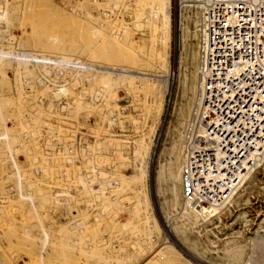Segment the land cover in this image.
I'll list each match as a JSON object with an SVG mask.
<instances>
[{
    "label": "rangeland",
    "instance_id": "rangeland-1",
    "mask_svg": "<svg viewBox=\"0 0 264 264\" xmlns=\"http://www.w3.org/2000/svg\"><path fill=\"white\" fill-rule=\"evenodd\" d=\"M136 1L150 10L154 0ZM169 1L172 39L167 63L174 76L168 79L170 91L162 98L163 88L151 74L166 64V56L162 58L154 44L152 17L139 32L130 25L125 44L114 43L120 48H113L110 41H115L126 19L138 14L136 8L141 6L134 5V0L129 1L127 14L121 0H0V10L4 11L0 27L6 31L0 35V52L36 55L32 56L36 59L1 56L13 62L0 63V179H18L16 186H3L0 181V199L5 198L0 200L2 264H30L34 260L39 264H108L115 258L120 264H264V250L257 244L264 239V156L217 218L202 223L203 233L199 226L172 231V225L181 223L186 214L179 183L176 186L163 176V180L152 179L157 167L154 172L151 167L157 157L168 162L165 151L172 130L175 126L178 130V123L192 114L197 97L195 17L189 22V34L179 37L175 21L180 0ZM72 42L81 49L84 46V55L70 54L68 49L60 53L62 43ZM61 56L81 61L85 66H66L87 71L81 73L84 77L63 75L57 79L61 68L54 66L60 64L37 60ZM17 61L36 64L23 67ZM181 73L187 80L179 94L176 79ZM162 99L163 122L156 130ZM148 138L154 147L144 153ZM181 140L176 135L171 141L173 152L182 148ZM62 144L69 151L62 153ZM148 153L152 162L148 182L141 179L137 185L143 187V195L147 193L152 217L161 230L159 235L153 234L157 243L143 239L129 203L135 195L132 178L147 172V168L142 172L135 165ZM115 194L118 205L110 198ZM163 239L179 255L154 256ZM82 241H86L84 245ZM75 243H79L81 253L67 255L64 246Z\"/></svg>",
    "mask_w": 264,
    "mask_h": 264
},
{
    "label": "built area",
    "instance_id": "built-area-1",
    "mask_svg": "<svg viewBox=\"0 0 264 264\" xmlns=\"http://www.w3.org/2000/svg\"><path fill=\"white\" fill-rule=\"evenodd\" d=\"M196 4L197 97L178 182L182 206L209 216L264 156V0Z\"/></svg>",
    "mask_w": 264,
    "mask_h": 264
},
{
    "label": "bare ground",
    "instance_id": "bare-ground-1",
    "mask_svg": "<svg viewBox=\"0 0 264 264\" xmlns=\"http://www.w3.org/2000/svg\"><path fill=\"white\" fill-rule=\"evenodd\" d=\"M129 1L130 0H121V3H122V11L124 12V13H126V12H128L129 11V9H130V7H129V5H128V3H129ZM140 1H142V0H140ZM134 2H135V0H134ZM196 2H197V0H180V2H179V6H178V16H177V20L175 21V27H177V30L180 32V35H179V37H183V36H186V35H188L189 34V32L191 31V29H190V24H189V22L191 21V23H193V21H194V19H193V17H195V15H196V9H197V4H196ZM120 3V4H121ZM136 3V4H135ZM134 3V5H137V4H139V6H141V4L140 3H142V2H140V3H138L137 1ZM147 3V2H146ZM153 5L151 6V9L149 10H145L144 8H142V6L141 7H134V8H136V11H138V16H137V18H136V14H134L135 16H134V18H132V19H129V20H125L124 21V23H122L121 24V31H120V33L118 34V35H116L114 38H115V41H113V40H110L111 41V44H113V48H114V45L115 46H118L119 48H120V46L119 45H116V44H125V39L127 38L126 37V34L128 35V29H130V25L132 26V27H134L135 28V31L137 30L138 32H139V30L143 27V26H145V24H144V22L146 21V20H149V17H152V18H150L151 19V21H152V19H153V23L151 24L150 22V25H153L154 24V26L152 27V28H154V34H155V40H156V42L154 43L155 44V46H156V48H158L159 50H158V53H160L161 55H162V58L163 57H165L166 56V64H164L163 66H162V68H160V69H156L157 71H154L153 72V74H151V76H153V77H156V78H158V79H154L155 81V83H159V85L160 86H162V88H163V90H162V98H163V96H164V94H168L169 93V91H170V86H169V83H168V79L172 76V74H173V76H174V73H172L171 72V69H170V67H169V65H168V63H167V57H168V51H169V48H170V42H171V39H172V37H171V31H170V27H171V18H170V1L169 0H154L153 2ZM150 4V3H149ZM148 5V4H147ZM144 7V6H143ZM149 7H150V5H149ZM190 7L191 8H195L194 10H192V9H190ZM134 8H132V11H133V9ZM137 9H140V10H137ZM142 9V10H141ZM136 11H134V12H136ZM183 11V12H182ZM193 11H195L194 13H193ZM182 12V13H181ZM186 13L189 15H192V16H185L186 15ZM3 14H4V11H2V10H0V24H3L2 22L4 21V18H3ZM127 14V13H126ZM129 16V15H128ZM132 16H133V14H132ZM131 16V17H132ZM147 17H148V19H147ZM193 20V21H192ZM150 21V20H149ZM129 22V23H128ZM148 22V21H147ZM149 23L147 24V25H149ZM146 25V26H147ZM194 28H195V22H194ZM37 29V28H36ZM146 29V28H145ZM148 29V28H147ZM146 29V30H147ZM143 30V29H142ZM149 30V29H148ZM153 30V29H152ZM5 31V27H3V26H1L0 27V35L1 36H3V33H5L4 32ZM95 31V30H94ZM96 32V31H95ZM94 32V33H95ZM93 34V33H92ZM133 34H135V33H132L131 35H133ZM130 35V36H131ZM130 36H129V38H130ZM6 37V36H5ZM126 37V38H125ZM0 38H2V37H0ZM4 38V37H3ZM10 40H12V42H14V39L12 38V37H8ZM112 38V37H111ZM186 38V37H185ZM109 39V38H108ZM175 39V38H174ZM0 40H2V39H0ZM4 41V40H3ZM109 41V40H108ZM113 41V42H112ZM11 42V43H12ZM133 42V41H132ZM136 42V41H135ZM135 42H133L134 44H135ZM6 43H7V41H6ZM58 43H60V42H58ZM58 43L56 44V43H53V44H55V45H58ZM83 43L85 44V42L83 41ZM114 43H116V44H114ZM132 43V44H133ZM175 43V42H174ZM181 43V42H180ZM10 44V43H9ZM69 44V43H68ZM68 44H66V46H64L65 44L64 43H62V47H58V50L60 51V53L62 52L63 53V50L64 49H68V51L67 52H70V54H71V52L72 53H74V55H75V53H80V54H82V52H83V48H84V46H83V48L81 49V48H79V47H77V45H76V43H74V42H72V44L71 45H68ZM131 44V43H130ZM129 44V45H130ZM8 45V44H7ZM7 45H6V47H7ZM13 45V44H12ZM55 45H54V50H56L55 48H57V47H55ZM61 45V43L59 44V46ZM83 45V44H82ZM128 45V44H127ZM136 45V44H135ZM43 46H45V44H42L41 45V47H43ZM53 46V45H52ZM108 47H109V45H107ZM138 46V45H137ZM136 46V47H137ZM12 47V46H11ZM87 47V46H86ZM85 47V48H86ZM89 47V46H88ZM110 47H111V45H110ZM118 47H115V49L114 50H116V49H119ZM122 47V46H121ZM129 49H130V47H128ZM143 48V47H142ZM40 49V48H39ZM125 48H123V50H124ZM138 49V48H137ZM41 50H42V48H41ZM114 50H113V53H115L114 52ZM112 51V50H111ZM117 51V50H116ZM121 51H122V49H121ZM126 51V53L128 52V53H132V52H129L128 50H125ZM156 51H157V49H156ZM181 51V50H180ZM9 52V51H8ZM7 51L6 52H0V63H2L3 62V60H7V61H9V62H13V61H10V59L8 58H3V57H1V56H18V57H21V58H33V59H36V58H34V57H32V56H36V55H34V54H30V53H25V52H20V54L19 55H12L11 53H8ZM109 52V51H108ZM135 52V51H134ZM143 52V51H142ZM183 52H185L186 54L189 52L188 50H185V49H183ZM182 52V53H183ZM59 53V52H58ZM110 54H112L111 52H109ZM180 54V53H179ZM29 55H31V56H29ZM82 55H84V54H82ZM81 55V56H82ZM91 55V54H90ZM99 55V54H98ZM104 55V54H103ZM107 55H109V54H107ZM116 55H119V57H120V55L121 54H118L117 52H116ZM134 55V54H133ZM132 54L130 55V56H133ZM69 56V55H68ZM105 56H106V54H105ZM113 56H114V54H113ZM113 56H111V57H113ZM130 56H128V57H130ZM180 56V55H179ZM76 57V56H75ZM103 57V56H102ZM110 57V56H109ZM118 57V56H117ZM119 57L117 58V60L119 59ZM127 57V58H128ZM90 58V57H89ZM99 58V57H98ZM113 59H114V57H113ZM121 59H122V57H121ZM181 59H182V57H181ZM180 59V60H181ZM15 60V59H14ZM37 60H43V61H48V62H50V63H56V64H60V65H55L54 67H60L61 69L58 71V72H56V75H55V77L58 79V78H60L61 76H63V75H67V76H69V77H71V76H74V77H79V78H83L84 76H83V74H81L82 72H87V71H84V70H80V69H73V68H69V67H67L66 65H74V66H79V67H83V66H85L83 63H81V61H79V60H77V59H71V58H68V57H66V56H61L60 58H58L57 57V59H45V58H38ZM139 60V59H138ZM129 61V60H128ZM33 62H35V61H33ZM100 62H101V60H100ZM103 62V61H102ZM122 62H123V60H122ZM121 62V63H122ZM180 62V61H179ZM178 62V63H179ZM3 63H5V62H3ZM8 63V62H7ZM17 63V65L18 64H20L21 66H23L24 67V65L25 66H29L30 64H36V63H25V62H21V63H19L18 61L16 62ZM110 63V62H109ZM11 64V63H10ZM22 64H24V65H22ZM104 64V63H103ZM123 64V63H122ZM43 65V64H42ZM113 65V64H112ZM115 65V64H114ZM124 65H125V63H124ZM2 66V65H1ZM19 66V65H18ZM125 66H127V65H125ZM22 67V68H23ZM30 67V66H29ZM127 67H129V66H127ZM132 67V66H131ZM179 67V66H178ZM19 68V67H18ZM44 68V67H43ZM47 68V67H46ZM48 69H49V67H48ZM51 69V68H50ZM99 69V68H98ZM175 70V69H174ZM57 71V70H56ZM111 71V70H110ZM115 71V70H114ZM46 72H48V71H46ZM94 72V71H93ZM98 73H103V74H105V75H110L109 73H107V72H98ZM115 74V73H114ZM120 74V73H119ZM140 75L142 74V75H145V73H139ZM184 74V73H183ZM182 73L177 77V79H176V89H178L179 90V94H180V90H181V88H183L182 87V85L184 84V81H186L187 79H186V76L185 75H183ZM112 75V74H111ZM115 76H117V78H119V75H115ZM124 76V75H123ZM122 78V77H121ZM122 79H124V77L122 78ZM124 80H126V79H124ZM145 80H147V79H145ZM151 80V79H150ZM62 87V86H61ZM60 87V88H61ZM172 89V88H171ZM66 90V89H65ZM65 90H64V88L61 90L62 91V93L64 94L65 93ZM173 90V89H172ZM181 92H182V90H181ZM67 93V92H66ZM184 94V93H183ZM170 96V95H169ZM168 98V97H167ZM163 99H162V105H161V107H160V111L156 114V115H158V117H156V118H158L157 119V121H156V130L157 129H159L160 127H161V124H162V122L163 121H161V116L163 115L162 113H163ZM170 102V101H169ZM173 109V108H172ZM177 116H180L181 114H179V110H177ZM164 117V116H163ZM189 117H190V115L188 114L187 116H186V118L183 120L184 121V123L189 119ZM183 121H180L179 123H178V130H176V126H175V128H174V130H172L173 131V135H172V137H170V141H169V144L167 145V149H166V151H165V153H168V155H169V158H168V162H166V161H164V159H163V156H162V158L160 159V160H158V157H157V159L155 160V165L154 166H152L151 167V170H152V168H153V172H154V170L156 169V167H157V170H155V177L153 176V180L154 179H159L161 176H163L164 177V179H170V180H173V183L177 186V184L179 183L178 182V180H179V177H178V175H179V167H177L178 166V163L180 162V159H181V151H182V148L178 151V153H176L175 151L173 152V150H172V148H171V141L175 138V136L176 135H178L181 139H182V135H181V129H182V126H183ZM176 122H177V120H176ZM175 123V122H174ZM172 129H173V127H172ZM167 131V130H166ZM170 133H171V131H170ZM165 135V134H164ZM168 136V135H167ZM165 138V137H164ZM60 139V138H59ZM62 139L63 140H65L63 137H62ZM61 143H63V142H61ZM61 143H59V144H61ZM64 143H65V141H64ZM63 143V144H64ZM61 145L62 146V149H61V152L62 153H65V152H67V151H69V148L66 146V145ZM140 144H141V142H140ZM60 146V147H61ZM70 146V145H69ZM142 147H143V145H141ZM152 147H154V141L153 140H151V139H149L148 138V140H147V144H146V146H144V150L142 151V152H144L146 149H149L148 150V152L150 153V151H151V148ZM140 150H142V149H140ZM70 151H72L71 149H70ZM80 151V150H79ZM74 152V151H73ZM146 152V151H145ZM144 152V153H145ZM72 153V152H71ZM70 153V154H71ZM149 153L146 155V154H143L142 155V160H140L138 163H136V165H135V168L136 169H138L139 171H144L146 168H147V172L146 173H140V176H138V177H133L132 178V181H133V179H134V182H133V191H132V193L133 192H135V195H134V197L131 199V201L129 202L130 203V209L132 210V212H133V214H134V218H133V222L135 221L136 222V224H137V226L138 227H140L141 228V230H142V233H141V231H140V233L142 234V236H143V239H145V240H149L150 242H152V241H156V243H157V239L158 238H154L153 237V234L155 233L156 235H159L160 233H161V230H160V228H159V226H158V224L156 223V221H155V219H154V217H152V214H151V207H150V203H149V199H148V195H147V193H145L144 195H143V193H142V190H143V187L142 186H139V185H137L140 181H141V179H143V180H145L146 179V181H147V179H148V176H149V171H150V164L152 163L151 162V160H150V156H149ZM73 154V153H72ZM69 155V154H68ZM146 155V156H145ZM173 170H176V173H174V171ZM17 171H19V170H17ZM151 172V171H150ZM250 176H251V172L244 178V180H243V182H242V184H244L245 182H247L248 180H249V178H250ZM163 177H161L162 178V180H163ZM7 178V177H6ZM10 178V177H9ZM122 178V177H121ZM2 179H0V181H1ZM3 180H5V179H3ZM1 181V183L3 182V186H8L7 185V183L9 184H12L11 186H14L15 184V182L18 180V179H12L11 181H10V179L9 180H7V181ZM161 180V179H160ZM131 181V182H132ZM157 181H159V180H157ZM156 181V182H157ZM148 182V181H147ZM155 182V181H154ZM5 183H6V185H5ZM17 184V183H16ZM148 184V183H147ZM157 184H158V182H157ZM1 185V184H0ZM16 186V185H15ZM158 186V185H157ZM101 187V186H100ZM1 188V187H0ZM3 188H5V187H3ZM7 189H9V188H7ZM3 190V189H2ZM101 190V189H100ZM119 190V189H118ZM159 190V189H158ZM6 191V190H5ZM10 191V190H9ZM22 191V190H21ZM123 191V190H122ZM131 191V190H130ZM244 191V190H243ZM92 192V191H91ZM118 191L116 190V192L115 193H117ZM158 192H160V190L158 191ZM122 193V192H121ZM156 193V192H155ZM3 194H5V193H3ZM8 195V194H7ZM121 195V194H120ZM4 196V195H3ZM3 198V199H2ZM111 199H112V201H113V203L115 202V204H117V198H118V195H111V197H110ZM110 198H109V200H110ZM5 198L4 197H2L1 196V199L0 200H4ZM231 199H232V197L226 202V204H228L230 201H231ZM8 200V199H7ZM121 201V200H120ZM123 201V200H122ZM112 203V202H111ZM121 203V202H120ZM103 205H104V203H103ZM109 205V204H108ZM118 205V204H117ZM110 206V205H109ZM234 206V205H233ZM118 207V206H117ZM182 208H185V207H183V206H181ZM221 208H223V206L221 207ZM221 208H213V209H211V211H209L208 212V214H209V216H206L207 214H202V213H198V214H195V213H193L192 211H190V210H188L187 208H185L186 209V214H185V218H184V220L181 222V223H174L173 225H172V231H175V230H180V229H190V227L191 228H193V227H201L202 229V233L203 232H206V229H204L203 228V225H202V223L204 222V221H206L208 218H211V217H215V218H217V215L219 214V212H220V210H221ZM108 210V209H107ZM166 213V212H165ZM167 214V213H166ZM165 214V216H167ZM44 216V215H43ZM42 217V216H41ZM207 217V218H206ZM42 220V219H41ZM214 220V219H213ZM38 223V222H37ZM128 223V222H127ZM126 223V224H127ZM39 224V223H38ZM42 224V223H41ZM36 225V224H35ZM123 224H121V226H122ZM120 226V225H119ZM136 226V225H135ZM36 227V226H35ZM42 227V226H41ZM116 227V226H115ZM125 227V226H124ZM127 227V226H126ZM125 227V228H126ZM129 227V226H128ZM1 228V227H0ZM122 228V227H121ZM124 228V229H125ZM123 229V228H122ZM185 229H184V231H185ZM121 229H119V231H120ZM124 231V230H123ZM113 232V231H112ZM117 232V231H116ZM125 232H126V230H125ZM183 232V231H182ZM2 233V232H1ZM124 233V232H123ZM6 236V235H5ZM182 236V235H181ZM29 238V237H28ZM262 238H264V237H262ZM30 239V238H29ZM85 239V238H84ZM9 240V239H8ZM32 240H34V239H32ZM38 240V239H37ZM28 241V240H27ZM259 241V242H258ZM257 241V244L261 247V249H263L264 250V239H260V240H258ZM40 242V241H39ZM84 242H86V241H84ZM83 241H82V243H80L81 245L84 243ZM30 243V242H29ZM33 243H34V241H33ZM44 243V242H43ZM42 243V244H43ZM52 243V242H51ZM142 243H143V241H142ZM146 243V242H145ZM255 243V242H254ZM25 244V243H24ZM27 244H28V242H27ZM41 244V243H40ZM48 244V243H47ZM50 244V243H49ZM61 244V243H60ZM60 244H58V245H60ZM69 244V243H68ZM67 244V245H68ZM76 245H66V246H64V247H67L66 249L65 248H63L64 250H67L66 252H67V255H72V254H75L79 249H78V247H79V243L77 244V243H75ZM199 244V243H198ZM26 245V244H25ZM32 245V244H31ZM30 245V246H31ZM38 245V244H37ZM53 245H54V243H53ZM52 245V246H53ZM62 245V244H61ZM84 245V244H83ZM257 245V246H258ZM51 246V247H52ZM57 246V245H56ZM55 246V247H56ZM255 246V245H254ZM35 247V246H34ZM34 247L32 246V247H30V248H33L34 249ZM62 247V246H61ZM253 247V246H252ZM251 247V248H252ZM260 247H258V248H260ZM1 248V247H0ZM60 248V247H59ZM62 249V248H61ZM255 249V248H254ZM36 250V249H35ZM191 250H193V249H191ZM195 251V250H194ZM261 251V250H260ZM33 252V251H32ZM35 252V251H34ZM47 252V251H46ZM54 252V251H53ZM259 252V251H258ZM44 253V252H43ZM48 253V252H47ZM51 253V252H50ZM78 253H81V252H79L78 251ZM83 253H85V252H83ZM264 253V252H263ZM4 254V253H3ZM95 254V253H94ZM153 254H155L154 256H156L157 255V257H161V258H168L171 254H177V255H179V253L178 252H176L174 249H173V247L170 245V244H168L167 243V241L165 240V239H163V242H162V244L160 245V247L153 253ZM193 254V253H192ZM51 255H52V253H51ZM67 255H66V257H67ZM78 255H80V254H78ZM195 255H197V253L195 254ZM41 257H42V254L40 255ZM53 256V255H52ZM62 256V255H61ZM90 256H92V257H94L92 254L90 255ZM153 256V257H154ZM260 256V255H259ZM40 257V258H41ZM49 257V256H48ZM60 257V256H59ZM63 257V256H62ZM76 257V256H75ZM97 257H100V256H97ZM39 258V257H38ZM54 256L52 257V261H54ZM69 258V257H68ZM103 258V257H102ZM152 258V257H151ZM65 259H67V258H65ZM97 259H100V258H97ZM34 260V259H33ZM32 260V261H33ZM42 260H44V259H42ZM46 260V259H45ZM59 260V259H58ZM102 260H104V259H102ZM152 260V259H151ZM151 260H150V262H151ZM186 260V259H185ZM119 259H117V258H115V259H110L109 261H107V263L108 264H120L119 262ZM187 261V260H186ZM28 262V261H27ZM34 262H37V261H35L34 260ZM34 262H30V264H35ZM44 262V261H43ZM155 262V261H154ZM188 262V261H187ZM38 263V262H37ZM62 263H64V262H62ZM67 263V262H66ZM121 263H123V261H121ZM147 264L149 263V262H146ZM258 263H259V261H258ZM0 264H2L1 263V261H0ZM39 264V263H38ZM41 264H43L42 262H41ZM53 264H54V262H53ZM190 264V263H189ZM256 264V263H255ZM260 264V263H259Z\"/></svg>",
    "mask_w": 264,
    "mask_h": 264
}]
</instances>
